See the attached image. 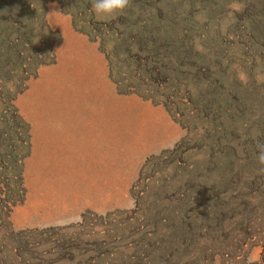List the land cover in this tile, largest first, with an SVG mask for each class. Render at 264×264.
<instances>
[{
    "label": "rangeland",
    "instance_id": "374dc122",
    "mask_svg": "<svg viewBox=\"0 0 264 264\" xmlns=\"http://www.w3.org/2000/svg\"><path fill=\"white\" fill-rule=\"evenodd\" d=\"M92 4L0 0V264H264V69L234 36L251 15Z\"/></svg>",
    "mask_w": 264,
    "mask_h": 264
},
{
    "label": "trees",
    "instance_id": "16d2710c",
    "mask_svg": "<svg viewBox=\"0 0 264 264\" xmlns=\"http://www.w3.org/2000/svg\"><path fill=\"white\" fill-rule=\"evenodd\" d=\"M241 4H242V9H246L243 10L242 12L244 14H248L251 15V18H245V17H240L235 19V27L239 30V34L238 35H234L236 36V43L239 42L243 36H246L250 41V43L248 44L247 47V51H252L256 54L255 55V59L258 58L260 60L259 62V66L261 69H264V0H240ZM31 5V4H30ZM28 7V6H27ZM25 8V6H24ZM26 9V8H25ZM175 40H178L180 43H182V36L179 33V36L176 34H174ZM179 37V39H178ZM163 38V36H162ZM222 43H224L226 46L230 45L232 48L233 45L231 44V42H228L227 39L221 40ZM236 46V44H234ZM188 47V46H186ZM190 51L194 50V45H190L189 46ZM243 48H245V45L242 46ZM239 48V47H238ZM185 55H187L189 53L188 52H184ZM249 63V69H253L254 68V64L255 61L254 59H249L248 61ZM158 74L159 72H161L160 68L157 70ZM237 78V77H235ZM247 79V77H245ZM248 80V79H247ZM250 81L253 84L254 88L249 89L250 94L252 97H257V91H256V81H255V77L253 76V74L250 77ZM225 85H227V82L224 81L222 84H220L218 86V88H223ZM248 85V82H247ZM263 85V84H261ZM247 87V86H245ZM196 92V91H195ZM213 92V91H212ZM231 92V91H229ZM233 92H235V90H233ZM232 93V92H231ZM200 95V94H199ZM178 93L176 91H167V93L164 94V98L168 101H170V103L172 104H177V106H185V104L182 103V100L176 101L178 99ZM264 99V97H263ZM190 100V99H189ZM211 107V105H210Z\"/></svg>",
    "mask_w": 264,
    "mask_h": 264
},
{
    "label": "clouds",
    "instance_id": "9594fccd",
    "mask_svg": "<svg viewBox=\"0 0 264 264\" xmlns=\"http://www.w3.org/2000/svg\"><path fill=\"white\" fill-rule=\"evenodd\" d=\"M132 7V0H93L94 13L101 19H110L123 14ZM52 14V13H51ZM258 162L264 165V146H261Z\"/></svg>",
    "mask_w": 264,
    "mask_h": 264
}]
</instances>
